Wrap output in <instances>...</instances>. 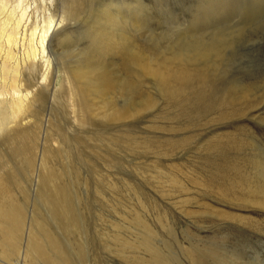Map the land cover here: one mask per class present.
<instances>
[{"label":"rangeland","instance_id":"obj_1","mask_svg":"<svg viewBox=\"0 0 264 264\" xmlns=\"http://www.w3.org/2000/svg\"><path fill=\"white\" fill-rule=\"evenodd\" d=\"M115 1L123 3V14L129 13L141 25L138 32L126 27L128 36L154 52L172 50L176 43L198 36L218 40L220 35L213 31L223 32L231 41L211 89L214 104L228 91L230 99L239 97L238 107L234 111L231 105L205 108V95L188 97L180 107L164 100L150 84L145 90L157 98L154 108L121 122L97 118L92 125L80 126L65 106V88L57 93L53 107L47 99L37 118L48 113L45 120L57 123L64 135H79L82 143L76 152L81 155L69 160L71 166L69 152L58 154L63 181L90 183L88 191L81 182L71 188L73 198L82 199H73L78 245L66 238L69 254L79 264H149L139 258L147 257V252L137 254V248L135 254L122 253L115 238L120 234L136 239L142 234L135 227L146 221L157 230L153 242L170 254L169 264H264V207L246 201L248 194L240 186L264 179V0H237V6L236 0ZM105 2L92 0L81 17L65 19L63 23L72 25L73 43L90 45L94 29L101 26L97 15ZM61 7L60 1L48 4L57 18L63 15ZM242 89L248 91L244 98ZM118 103L125 105L120 98ZM46 134L44 128L40 143ZM145 143H150L148 148ZM6 146L2 149L9 153ZM174 179L175 184H168ZM27 192L32 208L37 195L34 184ZM86 225L93 241L89 248L82 246ZM76 251H81V259Z\"/></svg>","mask_w":264,"mask_h":264},{"label":"bare ground","instance_id":"obj_2","mask_svg":"<svg viewBox=\"0 0 264 264\" xmlns=\"http://www.w3.org/2000/svg\"><path fill=\"white\" fill-rule=\"evenodd\" d=\"M59 1L61 18L48 8V4L55 6ZM88 4L92 0H0V264H79L69 254L65 239L71 238L78 245L73 205L74 200L82 197L73 198L72 189L81 182L88 191L89 182L63 181L64 171L59 170L56 159L65 150L69 152L66 158L71 166L81 155L76 152L82 143L79 135H64L57 123L45 120L48 113L43 114V119L37 118L47 99L53 107L57 93L65 88V106L80 126L92 125L97 118L121 122L154 108L157 98L145 90L150 84L156 85L164 100L180 107L188 97L205 95V108L213 109L217 104L220 108L231 105V110H237L238 96L230 99L227 91L214 104L211 89L224 48L231 41L222 36L223 32H211L220 35L218 40L205 41L198 36L187 43H176L172 50L154 52L128 36L131 32L126 27L138 32L141 25L129 13H122L123 3L106 0L97 15L101 26L94 29L90 45L83 48L72 41L71 23L63 22L81 17ZM237 5L240 4L236 0ZM91 48L94 50L88 53ZM247 94L246 89L241 90L242 98ZM119 98L125 105H119ZM44 128L47 134L40 143ZM6 144L9 153L2 149ZM149 145L145 143L144 147ZM171 181L168 184L176 183L175 179ZM33 184L37 195L30 208L27 191ZM240 186L248 194L246 201L264 207V179ZM137 225L140 228H135L142 235L131 240L118 234L117 249L132 254L138 248L135 253H148L139 258L148 259L149 264H169L170 254H164L153 242L157 230L146 221ZM85 229L82 246L89 248L93 241L87 225ZM76 254L81 259V251Z\"/></svg>","mask_w":264,"mask_h":264}]
</instances>
